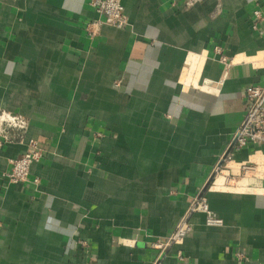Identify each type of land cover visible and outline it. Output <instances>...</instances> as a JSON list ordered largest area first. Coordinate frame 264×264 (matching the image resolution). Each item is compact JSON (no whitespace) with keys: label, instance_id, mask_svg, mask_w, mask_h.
Masks as SVG:
<instances>
[{"label":"crops","instance_id":"0c3cea01","mask_svg":"<svg viewBox=\"0 0 264 264\" xmlns=\"http://www.w3.org/2000/svg\"><path fill=\"white\" fill-rule=\"evenodd\" d=\"M122 3L129 25L91 38L92 0H0V109L43 150L7 184L27 143L0 147V264H151L197 194L222 224L193 214L165 263L264 264V144L229 162L257 177H214L264 83V0Z\"/></svg>","mask_w":264,"mask_h":264},{"label":"built area","instance_id":"2783aa9c","mask_svg":"<svg viewBox=\"0 0 264 264\" xmlns=\"http://www.w3.org/2000/svg\"><path fill=\"white\" fill-rule=\"evenodd\" d=\"M195 1L196 0H186L188 5L193 4ZM92 5L98 17L89 20L85 26L91 38H95L100 33L101 27L104 24L119 28L129 25V16L122 0H92ZM254 13L257 18H262L263 16L261 9L255 10ZM216 49L220 53L221 61L225 64L224 69L227 70L231 62L230 59L223 54L220 47H216ZM261 62L264 67V55ZM29 127L30 120L26 115L0 109V147L14 142L27 143V149L18 158L12 160V167L4 176L7 184H16L30 180L33 162L40 159L43 155V150L39 146L38 141L35 138H27ZM263 144L264 83L248 86L246 90L245 113L233 136L229 151L220 158L214 168V177H217L225 170H227V174H225V182L227 184L236 180L237 177H257L259 174V164L257 162H242L239 166L238 173L232 172L233 169L229 166V162L232 160V153L234 151L241 150L246 146L258 148ZM199 212L205 214V221L207 224H222V219L211 209L207 198L203 194H197L191 201L186 212L176 223L168 238L164 241L155 243V246L160 248L161 251L151 264H166L163 252L175 245L180 246L184 242L194 229L192 216ZM176 253L180 264H189V260L181 248H179Z\"/></svg>","mask_w":264,"mask_h":264}]
</instances>
